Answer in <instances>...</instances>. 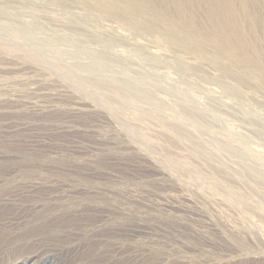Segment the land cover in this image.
Returning a JSON list of instances; mask_svg holds the SVG:
<instances>
[{"label":"rangeland","instance_id":"1","mask_svg":"<svg viewBox=\"0 0 264 264\" xmlns=\"http://www.w3.org/2000/svg\"><path fill=\"white\" fill-rule=\"evenodd\" d=\"M257 3L0 0V264H264Z\"/></svg>","mask_w":264,"mask_h":264},{"label":"bare ground","instance_id":"2","mask_svg":"<svg viewBox=\"0 0 264 264\" xmlns=\"http://www.w3.org/2000/svg\"><path fill=\"white\" fill-rule=\"evenodd\" d=\"M256 1H258V3L260 2V7H261V9H262V12L260 13V15H262V16H264V0H256ZM257 3V4H258ZM223 4V3H222ZM223 6V5H222ZM221 9V8H220ZM219 9V10H220ZM258 9V8H257ZM218 10V9H217ZM259 12V11H258ZM263 13V14H262ZM261 17V16H260ZM219 18V17H218ZM217 18V19H218ZM258 18V17H257ZM256 18V19H257ZM262 18V17H261ZM167 19V18H166ZM165 19V20H166ZM170 19V18H169ZM171 20V19H170ZM262 20H264V19H261V21ZM222 21V20H221ZM167 22V21H166ZM238 22V21H237ZM217 24V23H216ZM264 24V23H263ZM170 25V24H169ZM221 26V25H220ZM230 28L231 27H229V30H230ZM232 29V28H231ZM263 29H264V25H263ZM228 30V29H227ZM228 30V31H229ZM233 30V29H232ZM231 30V31H232ZM224 33V32H223ZM230 34V33H229ZM186 36V35H185ZM224 36V35H223ZM186 37H188V36H186ZM185 37V38H186ZM216 41L218 42V40H220L219 38V36H217L216 35ZM214 38V37H213ZM189 39V38H188ZM192 39V38H191ZM212 39V38H211ZM225 39V38H224ZM171 40V39H170ZM215 42V41H214ZM232 46V45H231ZM230 46V50H231V53L235 56V55H237V52H238V50H239V47H238V50H237V46H233V47H231ZM244 49V48H243ZM258 52V51H257ZM239 53V52H238ZM241 59H243L244 61L246 60V55L245 56H243ZM250 61H251V67H252V75H253V78H254V80H255V82H256V84H259V83H264V65H262L261 64V62L257 59V57H253V58H250L249 59ZM260 87V86H259ZM262 89V88H261ZM259 92V91H258ZM257 93V92H256ZM256 94H254V96H255ZM257 95H259V94H257ZM258 98V97H257ZM256 100V99H255ZM258 101V100H257ZM260 102H261V104L259 105V106H262L263 104L262 103H264V102H262L261 100H259ZM259 102V103H260ZM258 106V107H259ZM262 107H264V106H262ZM256 109H257V107H255ZM259 109V108H258ZM260 111V110H259ZM261 116V115H260ZM255 119L257 120L256 122L258 123V114L256 113L255 114ZM261 120V119H260ZM259 120V121H260Z\"/></svg>","mask_w":264,"mask_h":264}]
</instances>
